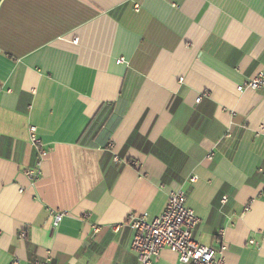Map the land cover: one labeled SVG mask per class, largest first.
Returning a JSON list of instances; mask_svg holds the SVG:
<instances>
[{
    "label": "crops",
    "instance_id": "obj_1",
    "mask_svg": "<svg viewBox=\"0 0 264 264\" xmlns=\"http://www.w3.org/2000/svg\"><path fill=\"white\" fill-rule=\"evenodd\" d=\"M261 70L264 0H0V264H139L129 216L180 188L199 242L264 264Z\"/></svg>",
    "mask_w": 264,
    "mask_h": 264
},
{
    "label": "built area",
    "instance_id": "obj_2",
    "mask_svg": "<svg viewBox=\"0 0 264 264\" xmlns=\"http://www.w3.org/2000/svg\"><path fill=\"white\" fill-rule=\"evenodd\" d=\"M78 41V39H75ZM264 86V70L249 79L242 87L259 89ZM201 99L199 97L198 101ZM30 140L37 148L39 161L45 157L47 150L44 149L38 136L37 128H30ZM213 153L209 155L211 158ZM41 175L39 169H30L28 176L31 180H37ZM196 177H192L195 181ZM226 201V197H223ZM52 223L58 226L64 219L66 212L51 210ZM132 230L129 248L139 260V264H150L154 262L165 248L175 252L181 263L191 264H226L225 251L227 246L221 243L218 247L206 245L194 237V229L199 224V217L193 209L187 205V194L182 188L169 193L168 203L161 215L150 219L148 213L138 215L131 214L127 220ZM27 231L21 233L25 237ZM222 235V232L219 233ZM219 235V236H220ZM251 242H254L253 240ZM12 264H20L14 261ZM30 264H52V258L44 261H35Z\"/></svg>",
    "mask_w": 264,
    "mask_h": 264
}]
</instances>
